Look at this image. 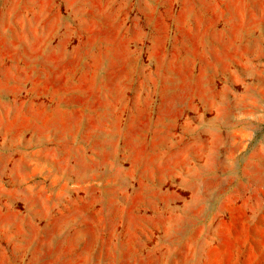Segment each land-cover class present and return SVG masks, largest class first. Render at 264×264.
<instances>
[{"label": "rangeland", "instance_id": "374dc122", "mask_svg": "<svg viewBox=\"0 0 264 264\" xmlns=\"http://www.w3.org/2000/svg\"><path fill=\"white\" fill-rule=\"evenodd\" d=\"M0 264H264V0H0Z\"/></svg>", "mask_w": 264, "mask_h": 264}]
</instances>
